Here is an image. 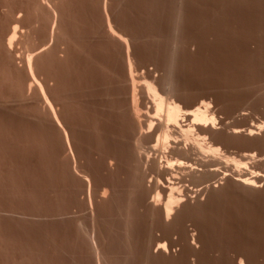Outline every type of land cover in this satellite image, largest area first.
<instances>
[{
	"label": "rangeland",
	"instance_id": "374dc122",
	"mask_svg": "<svg viewBox=\"0 0 264 264\" xmlns=\"http://www.w3.org/2000/svg\"><path fill=\"white\" fill-rule=\"evenodd\" d=\"M75 1H72L71 4L64 7L65 17L64 18L62 17V23L64 22L63 23L64 25L62 24L64 30H66L67 28L68 30L67 33L71 31L70 35L72 37L73 36L76 37L74 41L73 40L71 41L72 44L69 43L68 46H66L67 48L69 47L68 49L70 51L66 53H62L65 59L69 53L71 56L69 55L68 56L69 58H67V60L64 61L65 66L62 65L63 61L61 59L59 58L58 59L56 58V60L54 59L55 63L59 66H57L56 64L54 66L53 65L54 61H53L52 62L53 64L50 66L53 67L55 71L53 72L52 70L53 68L51 69L50 67L49 72H52L51 75L53 77V75H55L56 72L59 71L58 74L55 76L57 77L56 80L58 79L59 80L56 81L55 84L57 82L60 84L62 83L61 86H59L62 88L61 89L62 91H63V87L64 90L67 87L66 89L68 90L67 94L70 93L69 91L71 90L75 91V92L71 91V95H69V97H73V98H69V100H74L70 102L68 101L70 103L67 104L69 105V107H67V105L64 104V107L66 106L69 109L66 110V108L64 109L63 107V109L65 110L63 112V115L66 113L64 117L66 116V119H68L70 122H72V120L75 122L77 121L76 123L74 122V124L73 123L72 124L73 126L74 125L76 126V124L78 123L76 127L80 128V130L79 129L77 130V128H75L74 126L76 136L77 137L79 136L78 142L84 146V147L82 146V149L84 150L82 151L83 153L85 152L84 155L82 153L83 156L82 162L85 161L84 163L86 164V166L89 165L88 168H90V169L86 168L85 164L83 163L84 169L90 170V172L92 171L93 175L95 173L97 174L99 171L101 172L99 173V175L96 174H95L96 176L94 175L95 176L94 180L96 181V183L93 184L94 186L92 185V189H91V192L93 193V197H94V193L96 191V188L94 187L98 184L100 185V182L103 183V179L101 178V175L102 173L106 172L104 171L106 169L105 166L106 164H104L103 161L110 155L113 157V155L116 154L115 157H118V161H114V165H115L114 168L116 169V171L109 174L110 177L109 180L110 182H112L113 180L112 183L113 184L115 183V185H122L124 183L123 182L124 181L123 178H125L124 162L128 150L125 152V150L127 149L126 143H124L125 141L121 142L120 137H122V135L127 134L129 132L128 129L130 130L129 127L130 124L127 121L128 119H123L126 117L125 113L123 112L124 110L122 111V114H124L123 117L122 114L120 113L122 109L120 110L118 109L120 103L123 102L121 106L124 105L125 103L124 100L125 95L123 94V99L121 96L122 93L126 92V89H123L126 88L124 87L125 86L124 83L123 85L121 83L120 84L118 83L120 81L122 82L123 77L121 76H123V74L126 73V70L124 69L125 68L124 58H123L124 54L123 52H121L122 50H120L119 46L114 47L113 51H110L111 49L109 50L108 48L113 47L112 46L113 44L110 45L111 43L107 42V46H104L103 44H106V40H104V38L102 39L101 37L98 38L92 37V36H98L96 35V32L98 31L97 29L101 21V20L99 21V17L101 18L100 11H99L100 15L97 12L99 10V7H97L98 5L96 4L97 2L95 0H93V2L92 0L90 1L75 0ZM10 2H8L7 0H0V8H1L0 33L5 32V34H7V32L9 31L8 29L14 25L13 22L15 21L13 18L16 19L18 16L23 17V14L25 16V20L26 19L27 20L25 22H22L20 26H22V24L25 23L24 24L25 26L23 25L22 27L25 28L27 27L28 29L30 22L33 24L35 20L32 19V16L34 15L29 12L31 11L30 1L13 0ZM7 3L8 5L10 3L9 6L12 8V10H14L15 16L13 18H11L12 15H10L6 11ZM92 4L94 5V7ZM180 4L182 5L181 7H179ZM112 5L114 6L116 5L115 7L113 6V8L115 9L113 12L114 14L113 19L116 22L115 23L116 26L118 27L120 26L119 27L120 30L125 32V34H127L131 39L132 54L137 62V70H138L137 72H139V75L141 74L140 76L142 78H146V79L148 78L149 81L151 80L152 82H154L156 85H158V88H160L162 91L164 90L163 91L164 93L166 92L167 94L170 93L172 97L180 101L183 106H188V105L190 106L192 105V103L195 104L202 100L211 102L212 112L217 117L218 119L217 122L219 124V125L217 124L218 127L216 126L215 129L216 132L214 131L215 134L213 135V137L212 135L210 136L211 141L215 142L217 146H220L224 154L230 156L231 158L235 157L237 159L243 160L248 164V168L244 171L245 177L247 179H252L253 177L252 172H258L260 174H264V130L262 131L258 130L260 123L261 124L264 123V0H181V1L180 0H113ZM4 6L6 7V9ZM177 7L180 9L181 13L180 15H176L177 17L175 19H177L178 21L176 22L175 20V23H177L176 26L174 24V17H175L174 14L178 12L176 10L178 9ZM4 9L5 11H3ZM174 9L176 10V12ZM25 11H28L27 12L28 15ZM73 11H75V13ZM90 11L93 12L91 13ZM4 12H7L8 14L6 13L5 15ZM19 12L21 13L18 14ZM25 13L27 16L25 15ZM65 13H67V15H65ZM69 13L72 14V16ZM8 15H10L9 19H8ZM73 17L76 18L74 19ZM81 17L83 19H81ZM33 18H35V16ZM11 19L13 20L12 22ZM82 20L85 21V22L83 21V24H82ZM9 24L12 25H10V27L7 28ZM26 24L29 25L27 26ZM173 24L175 25L174 27H172ZM92 27H94L93 29L95 30H93ZM175 29L178 30V31L176 30L177 31L176 36H174L175 33L172 34L175 31ZM94 31H96L95 34H92ZM87 34H90L91 35L90 37L93 40H91ZM82 35H84L85 37ZM172 35L174 37H172ZM172 38L175 39L176 45L173 44L174 39ZM101 39L104 42H102ZM90 43L91 44L95 43V45L93 44L91 45ZM74 45L75 47L79 45V47L75 48ZM115 45L117 44H114V46ZM171 47H173V49ZM22 48L24 49V47ZM22 48L18 49L20 50L19 52L25 53L26 51L24 52ZM92 48L95 50H93ZM96 48L98 49L96 50ZM85 49L87 51H85ZM76 50L78 51V53L76 52ZM98 50H99V54H97ZM83 52H85L84 53L85 55L88 53L89 54L85 56ZM171 52H174V54ZM74 56L76 58H74ZM170 56L171 59H173V73H174L173 88L175 89L174 92L173 91L169 92V90L167 91L166 87L165 86L163 87L161 85L163 84L161 80H163L162 77H164L165 75L167 63H169L171 60V59L169 60ZM58 60H61L62 64L56 62ZM68 62L69 64L71 62L70 65H72L74 68L72 66H69V64H67ZM97 62H99V64H97ZM66 66H68L67 69ZM60 67L61 68L64 67L62 68L64 69V71L59 69ZM69 67L71 70H68ZM106 68L108 71L106 70ZM66 70H68L69 72H66ZM61 72H63V74ZM109 72L113 73L112 74L113 76ZM114 72H116L115 75ZM144 73L145 75H143ZM146 74H148V76ZM2 75H4L5 77L2 78ZM58 75H60L59 78ZM115 76L118 78H116ZM6 77L9 78V73L0 74V97H8L9 95H10L9 97L15 96L18 93V91H16L17 89L14 90L15 89L14 85L11 84L12 81L10 82V78L7 80ZM119 77H120V81H119ZM1 79H3L4 81ZM54 79L55 78H53V82L55 81ZM61 80L64 81L61 82ZM69 82H71L72 86L71 84L69 85ZM51 85L56 86L57 84L54 85L51 82ZM109 85L111 86V88ZM56 87H58V85ZM113 87L114 88L116 87V89H114ZM82 88L84 89L82 90ZM57 90H58L57 92L59 91L60 93L62 92L60 88H58ZM66 90L63 92L65 93ZM119 91L121 94L119 93ZM116 92H118L121 95V96L119 95L121 97V100L118 96V93ZM83 95L85 96V98H88L89 101L88 99H85ZM142 97L143 99L145 97L141 96V103L144 108L143 111H145L146 113L148 111L147 107L149 105L148 103L149 101H147L146 99L144 101ZM83 99H85L86 103L83 101ZM193 99L195 100L193 101ZM115 100L117 101L120 100V103L116 102ZM109 101H111V103ZM71 102L74 106L71 104ZM146 102L147 104H145L144 106V103ZM115 104L117 106H115ZM114 106L118 108L116 109ZM149 106L150 107L148 108H151V104ZM93 107L96 110H94ZM145 108L147 109V111ZM69 110L70 113L73 112L72 115H69L70 114ZM117 110H119L120 112H118ZM113 112L115 115L113 114ZM75 116L77 118H74ZM20 117L21 116L16 115L14 111L0 108V144H1L0 145L1 148L0 149L1 150L0 151V195H1L0 209L7 211L9 210L18 211L19 209L21 210V212H26L29 214L37 213V215L40 214V212L41 214H44V212L46 213L49 212L51 214H54L57 211H61V212L64 211V212H68V215L63 221H59L55 223L50 222L48 224L44 222L29 223V222H24L22 220L19 221L16 220L15 222L12 219L10 220L5 218L2 219V217H0L1 220L0 243H2L0 246V264H9V263L13 264L14 262H16L14 264H17L19 261H20L19 264H21V261H23L24 264H41V263L42 264H47V263L48 264L49 263L50 264L52 263L53 264H83V263L92 264L91 263L92 260H90V255L88 254L89 253L87 249L88 245L87 243H85L87 246L84 244V242H86L84 240L85 238L83 239L82 236L78 235L75 225L76 220H81L86 225V227L89 224L90 209L88 210L87 207H83L85 206L83 204V199L84 201L88 199L86 198L88 196L86 194L89 193L88 192L89 187L88 185H85L83 187V191L85 192L87 191L86 193L82 192V190L81 191L77 190L76 192V189H79V187L80 189H82L81 188L82 186L80 184H79L80 186L78 185V183L80 182L76 183L77 180H75L74 183V180L70 178V176H68V173L65 172L67 174L66 175L64 171H62V169H60L57 166V162L55 161V159L53 160L52 157L54 156L51 155L52 151L49 152L51 146L49 143H48L49 146L46 143L47 141L49 142V140L46 139L47 135L45 136V134L47 133H43L44 134L43 136H45V139L47 140L44 141V137L39 135L41 134L42 129H40L39 131L37 130V132L36 130H34V129H38L37 127L39 125L37 126L36 124L35 126L33 124L34 122L31 119H29L28 120L29 122L31 121L33 122L32 124L30 123L31 124L30 125L29 122H27L28 118H24V117L21 118L23 119L21 122ZM79 118L80 120L78 121ZM91 119L94 121H91ZM108 119L111 120V123H109L110 120ZM82 120L84 123L82 122ZM123 122L126 123L124 126H123L124 124ZM105 124L108 126H106ZM85 125H89V126H85ZM91 125L92 128L96 126L94 129L95 130L97 129L96 131L98 133L93 134V129H91ZM82 127L83 128L86 127L87 130L86 128H84L83 131H81ZM250 129L254 130L255 132L253 136L248 135L247 130ZM125 130L128 132L126 133ZM44 131L45 130L43 129V132ZM89 131H91L93 135L92 134L90 135ZM234 131H239L240 133L235 134ZM80 132H82L83 134ZM111 134L117 140L115 139L113 140V138L111 139L112 137L110 136ZM86 135L88 136V138ZM104 135H106L107 137ZM115 135L117 136V138ZM85 136H86V140H85ZM105 138H106V142L104 141ZM81 139L82 142H80ZM87 140L89 141L86 142ZM1 141L3 142V144ZM103 141L107 144L105 145ZM119 142L122 143V145L118 144ZM108 144L110 145L112 144V145L110 146ZM124 144L125 146H123ZM85 146H87V148ZM89 149L92 150V153L91 151H89ZM96 150L97 152L100 151L99 152L100 154H98ZM249 153L250 155H255L254 156L255 159L244 160L245 158L244 155L246 154L249 155ZM107 154H109V156ZM84 158L86 159L84 160ZM230 164L231 163H229V165ZM121 165L122 167H120ZM229 165L227 166L226 164L225 165L223 164V165H219L218 167H215L214 169H221L220 173L217 174L216 177H214L215 179H212L206 185H202V186L200 185L198 187V186L190 185L189 182H185L186 185L188 186V187L186 186V188L188 189V192L186 191V194L188 193L186 203L188 202L189 203L185 204L186 208L184 207V210L186 213L187 207L189 205L192 214H189L191 213L190 211H188L189 213L187 212L188 214L186 213L187 216L189 217L191 216V218L188 219V217L186 216L185 218H187L189 222L188 221L183 222L184 225L181 223V225L179 224V226L176 227V229L175 228H170L171 230L168 229L170 232H168L167 229H166L167 231L164 229L158 232L162 228H158V229L155 228V231L158 230L155 233V231H151V229L154 230L155 224L152 223L153 224L152 225L150 223L149 220L150 216L148 218L147 214L149 213L147 212V209L137 211V214H135V218H134L135 219L134 235L136 234L134 237L137 236V238H133L135 239V241L132 239L134 243L131 242L132 243L131 247H133L131 249L134 250L133 251L134 254L133 256L132 254L129 255V257L131 256V258L134 259L133 260L128 259L127 260L128 264H138L140 262L143 263V260L147 261V259H148L147 264L148 263L150 264H237L239 262V259L241 258H244L246 264H264V180L258 183V188L255 189L243 188L238 183L239 178L233 174L234 166L232 164L230 166ZM231 167L232 170H230ZM104 174H108V173H104ZM226 174L227 175L231 174V175H229L227 179L222 180V178ZM121 182L123 183L121 184ZM72 183L77 187H75ZM189 185L190 187L193 188H190ZM63 187L64 190L62 189ZM24 189L25 191H23ZM66 190L68 191L69 194L67 193ZM71 190L73 192L75 190V193L73 194ZM206 190L209 191L207 192ZM61 192H63L64 194ZM81 192L83 193L82 197H80L82 194ZM60 195H62L63 197ZM11 197L12 199H10ZM79 197L81 198L80 200L78 199ZM76 199H78L81 202H79L78 200L76 202ZM11 204L13 205L11 206ZM27 205L30 207L28 208ZM44 205L45 206L50 205L51 207L50 206L45 207ZM62 206L64 207L62 208ZM52 207L55 209H51ZM38 208L40 212H38ZM145 211L147 213L146 215H143ZM140 212H144V213H142L141 215ZM138 213L140 214L138 215ZM147 219L149 220V222ZM183 221H185V219ZM21 224L23 226H21ZM149 224H151V226H149ZM138 225L141 226L139 227ZM27 229H29V231ZM148 230H150V232ZM39 234L42 237H40ZM192 235H195V241L192 240ZM112 236L110 237V240H112L113 243L116 242L115 245L117 244L116 246L112 247V248L116 247L115 249H113V251L118 248L116 252L119 250L121 251L120 253L123 252L122 254L124 256L126 254H129L128 253L129 245L125 244L124 243L125 241L122 240L124 239L123 232L116 231L114 234H112ZM45 237H47L48 239ZM120 237H122V239H120ZM116 238L119 239V241L115 240ZM147 238H149V240ZM46 239L48 242H45ZM37 241L39 243H37ZM159 242L162 243L166 242L167 245L169 246L170 252L164 255L162 254V256L153 255L156 253V250L158 248L157 245ZM52 243L55 244L53 245ZM113 243L112 245H114ZM147 245L148 247H150V249H152L151 252L154 258H150L146 255V252L144 253L145 249L148 248ZM29 246L30 247L33 246V247L30 248ZM83 247L85 251L82 250ZM38 248H41V250L40 249L37 250ZM28 252L31 255L28 254ZM8 255L9 258L7 257ZM50 255H52V257H49ZM82 255L84 256L82 257ZM85 255H87L88 257ZM144 256L146 257V259H144L145 258ZM55 257L56 259H54ZM36 260L39 261L37 262ZM44 260H46V262ZM49 260L53 262H50ZM132 261L134 262L131 263Z\"/></svg>",
	"mask_w": 264,
	"mask_h": 264
},
{
	"label": "bare ground",
	"instance_id": "6f19581e",
	"mask_svg": "<svg viewBox=\"0 0 264 264\" xmlns=\"http://www.w3.org/2000/svg\"><path fill=\"white\" fill-rule=\"evenodd\" d=\"M8 2L13 1V0H7ZM30 1L31 3V8L29 11L30 13H32L35 18H33L34 16H32V19L34 20V23L32 24L30 22V25L27 29V27H22L24 24H22V26H20V24L22 22H25V16L23 14V17L20 16H16L17 18H13L15 16L14 14V10H12V8L6 4L7 7V12L12 15L11 18L14 19L15 22L13 26L10 27L9 26L7 28H9L7 34L4 33H0V74H6L9 73V78H10V82L12 81L11 84L14 85V90L18 91V93L15 96L12 97H0V108L5 109V110H11L14 111V113H16V115L21 116L20 120L22 122L23 119L21 118H28L27 122H29L28 120L31 119L29 122V124L33 123L35 126L37 124V128L38 129H34L39 131L40 129H42L40 132L41 134H39L40 136L44 137V141H47L46 139L49 140V142L47 141V145L48 143L50 144V151L51 155H53L54 157L53 160L55 159V161L57 162V166L62 169V171L67 172L68 176H70V178H72L74 180H77L76 183H78V185L80 184L82 187V189H80V185L78 186L79 189H76L78 191L85 192L83 191V187L85 185H88L89 189H88V195L86 198H88L87 200L84 201L83 199V207H87L88 210L90 211V215H89V224L86 225L81 221V220H76L75 218V225H76V229H77V233L79 236H82L83 239L86 241L84 242L87 243L88 245V251H89V255H90V260H92V264H128V259H132L131 256L129 257V255L134 254V250L131 249L133 247H131V244L134 243L132 241L133 238H137L134 237V233H135V214H137V211H141L143 209H147V212L149 214H147L150 223L155 224L154 226V230L151 229V231H155V228H162L161 230H157L158 232L162 231V230H171L170 228H175L179 226V224L181 225V223L183 224V222H186L189 220H187V218H185L187 216V214L189 213L188 211H190V206L188 205L186 213L184 210L185 204L187 202V194L186 191L188 192V189L186 188V183L185 182H189L190 185L192 186H202V185H206L208 184V182H210L212 179H215L214 177L217 176V174L220 173L221 169H214L215 167H218L219 165H229V163H231L234 167V172L233 174L239 178L238 183L241 187L243 188H247V189H255L258 188V183H260V181L262 182L264 180V174H260L258 172H252V179H247L245 177V173L244 171L248 168V164L240 159L237 158H231L230 156L224 154L223 150L220 148V146H217V144L213 141H211L210 136L215 134L214 131L216 132V126L218 124L217 122V117L215 116V114L212 112V104L211 102H208L206 100H202L200 102H197L195 104L192 103V105H188V106H183L182 103L180 101H178L176 98L172 97V95L170 93L167 94L164 93L160 88H158V85H156L154 82H152L151 80L149 81V79L147 78H142L139 75V72H137V62L135 60V57L132 54V43H131V39L129 38V36L127 34H125V32L120 30V26H116V22L113 19V12H114V8L112 5V1L113 0H95L97 3V7H99V10L97 11L99 14H101V18L99 17V21H100V25L98 26V31H94L92 34H95L98 36H92L95 38L101 37L102 39L104 38V40H106V44H103L104 46H107V42L111 43L110 45H112L113 47L108 48L110 51H113V48L116 46L120 47V50H122L121 52H123L124 54V65H125V70L126 73L123 74L122 78V82L120 81V77H119V83L118 84H122L124 83V87L123 89H126V92L122 93V96L120 95V91L118 93V96L120 95L123 99V94L125 95L124 100L125 103L124 105L121 106L120 100L121 97L119 96L120 100L116 102L120 103L119 108L115 107L117 106L115 104V108L117 109H122L121 112L119 110H117L118 112H120L122 114V111L125 113L126 117L123 119H128L127 121L130 124V130L128 129V131H126L127 134L122 135L121 138V142L125 141L124 143H126V147L127 149H123L125 150V152L127 151L128 155L126 154V159H125V178H123V182H121L122 185H115V183L113 184V180L112 182H110L109 180V174L113 173L114 171H116V169L114 168V161H118V157H115L116 154L113 155V157L109 154H107L109 157H107L106 159H104V164H106V169L104 171V173H108V174H104L102 173L101 178L103 179V183L100 182V185L102 183V185L100 186L98 183V185H96L94 188H96V191L94 193V197H93V193L91 192L92 189V185L94 183H96L95 176L99 175V173H101L100 171L94 176L92 171L90 172V170H86L84 169V162L83 161V149L82 146L78 141V137L76 136V132H75V128H77V124L74 128L73 124L75 121L72 120V122H70L68 119H66V116L64 117L63 112L65 111L64 109L66 108V110H68L69 102L70 101H74V100H69V98H73V97H69V95H71V91L73 92L74 90H70V93L67 94V87H66V92L64 93V87H63V91L61 90L62 88L59 87L61 86L60 83H56L58 85V87H56L57 85L55 84L56 78L55 77L58 72H56L55 75H51L52 72L50 71V65L55 66V61L56 58L61 59L63 61V64L61 62V60H58L56 62L61 63L63 66L64 65V61L67 60V58H69L68 56L70 55V53L66 56V59L64 57V55L62 53H66L69 52L70 50L66 47L68 46L69 43L72 44V40L74 41V39L76 37H72L71 31L68 32L67 28L66 30H64L63 27V23H62V17L64 18V7L71 4L72 1L75 0H27ZM90 1V0H89ZM181 1V0H180ZM3 2V1H2ZM76 2V1H75ZM79 2V1H78ZM93 2V0H92ZM176 2V1H175ZM14 3V2H13ZM12 3V4H13ZM27 3V2H26ZM182 3V2H181ZM15 4V3H14ZM95 4V7H96ZM121 4V3H120ZM93 5V4H92ZM118 5V4H117ZM27 6V5H26ZM24 6V7H26ZM72 6V5H70ZM76 6V5H75ZM116 6V5H115ZM114 6V7H115ZM178 6V5H176ZM175 6V7H176ZM182 5L180 4L179 7H181ZM5 7V6H4ZM5 7V9H6ZM94 7V5H93ZM3 8V7H2ZM67 8V7H66ZM73 8V7H72ZM178 8V7H177ZM1 9V8H0ZM5 9L3 11H5ZM29 9V8H27ZM26 9V10H27ZM70 9V8H69ZM176 9V8H175ZM174 9V10H175ZM24 10V9H23ZM72 10V9H71ZM75 10V9H74ZM78 10V9H77ZM95 10V9H94ZM178 12L175 13V17H174V24L177 26L176 22L177 19H175L177 16L176 15H180L181 11L180 9H176ZM175 10V12H176ZM2 11V10H1ZM22 11V10H21ZM184 11V10H182ZM7 12H4L5 15ZM26 13L28 11H25ZM69 12V11H68ZM75 13V11H73ZM91 13L93 11H90ZM96 12V13H97ZM3 13V14H4ZM7 13V14H8ZM17 13V12H16ZM21 12H19L18 14H20ZM25 13V15H26ZM71 13V12H70ZM69 13V14H70ZM183 13V12H182ZM21 14V15H22ZM31 14V15H32ZM68 14V15H69ZM89 14V13H88ZM97 14V15H98ZM99 14V15H100ZM10 15H8V19L10 17ZM28 15V13H27ZM26 15V16H27ZM65 15H67V13H65ZM72 16V14H70ZM76 15V14H75ZM78 15V14H77ZM80 15V14H79ZM90 15V14H89ZM92 15V14H91ZM184 15V14H183ZM70 16V18H71ZM30 17V16H29ZM68 17V16H67ZM66 17V18H67ZM79 17V16H78ZM182 17V16H181ZM74 18V17H73ZM76 18V17H75ZM74 18V19H75ZM90 18V17H89ZM24 19V20H23ZM78 19V18H77ZM81 19H83L81 17ZM88 19V18H87ZM91 19V18H90ZM98 19V18H97ZM32 20V21H33ZM65 20V19H64ZM73 20V19H72ZM80 20V19H79ZM86 20V19H85ZM5 21V20H4ZM13 20L11 19V22ZM30 21V20H28ZM27 21V22H28ZM67 21V20H66ZM71 21V19H70ZM69 21V22H70ZM77 21V20H76ZM75 21V23H76ZM82 20V24H83ZM91 21V20H90ZM89 21V23H90ZM181 21V19H180ZM179 21V23H180ZM7 22V21H6ZM10 22V23H11ZM85 22V21H84ZM92 22V21H91ZM94 22V21H93ZM96 22V21H95ZM2 23V22H1ZM98 23V22H97ZM63 24V25H62ZM79 24V22H78ZM173 24L172 27H174L175 25ZM5 25V24H4ZM27 25V24H26ZM27 25V26H28ZM68 25V22H67ZM85 25V24H84ZM88 25V24H87ZM91 25V24H90ZM25 26V25H24ZM77 26V25H76ZM96 26V28H97ZM5 27V26H4ZM179 27V25H178ZM23 28V29H21ZM81 28V27H80ZM94 27H92L93 29ZM26 29V30H25ZM71 29V28H70ZM69 29V30H70ZM79 29V28H78ZM179 29V28H178ZM6 30V29H5ZM4 30V31H5ZM22 30V31H21ZM82 30V29H81ZM95 30V29H93ZM172 30V29H171ZM177 29H175L176 31ZM2 31V30H1ZM91 31V30H90ZM173 32L172 34L175 33L174 36H176L177 31ZM75 32V31H73ZM76 34V33H75ZM91 34V33H90ZM90 34H87L89 37L91 36ZM85 35V34H84ZM82 35V36H84ZM86 36V37H88ZM172 35V37H174ZM85 37V36H84ZM131 37V36H130ZM79 38V37H78ZM180 38V37H179ZM91 39V37H90ZM101 39V40H102ZM174 39V38H172ZM47 40V41H46ZM80 40V39H79ZM93 40V39H91ZM179 40V39H178ZM88 41V40H87ZM96 41V39H95ZM91 42V41H90ZM102 42H104L102 40ZM172 42V41H171ZM79 43V41H78ZM87 43V42H86ZM97 43V42H96ZM74 44V43H73ZM83 44V43H82ZM89 44V43H88ZM91 44V43H90ZM93 44V43H92ZM91 44V45H92ZM114 44H117L114 46ZM175 44V39H174V43ZM178 44V43H177ZM76 45V44H75ZM74 45V47H75ZM80 45V44H79ZM76 46L75 48L79 47ZM95 45V43L93 44ZM176 45V44H175ZM21 46V47H18ZM73 46V45H72ZM83 46V45H82ZM81 46V47H82ZM89 46V45H88ZM178 46V45H177ZM18 47V48H17ZM24 47V49L22 48ZM86 47V46H85ZM92 47V46H91ZM98 47V45H97ZM102 47V45H101ZM19 48H22V50H24L25 53L23 52H19L20 50H18ZM83 48V47H82ZM105 48V47H104ZM103 48V49H104ZM173 49V47H171ZM175 48V47H174ZM74 49V48H73ZM93 49V48H92ZM91 49V50H92ZM98 48H96L97 50ZM107 49V50H108ZM116 49V48H115ZM171 49V50H172ZM72 50V49H71ZM75 50V49H74ZM73 50V51H74ZM83 50V49H81ZM95 50V49H93ZM85 51H87L85 49ZM76 52L78 53V51L76 50ZM115 52V51H114ZM20 53V54H19ZM23 53V55H22ZM73 53V52H72ZM85 52H83L84 54ZM96 53V52H95ZM108 53V52H107ZM174 54V52H171ZM62 54V55H61ZM80 54V53H79ZM89 54V53H88ZM86 54V55H88ZM99 54V50L98 53ZM121 54V53H120ZM22 55V56H21ZM85 55V54H84ZM85 55V56H86ZM112 55V54H111ZM171 55V54H170ZM71 56V55H70ZM73 56V55H72ZM90 56V55H89ZM88 56V57H89ZM113 56V55H112ZM121 56V55H120ZM172 56V55H171ZM171 56L169 57V60L171 59ZM81 57V55H80ZM79 57V58H80ZM91 57V56H90ZM114 57V56H113ZM112 57V58H113ZM74 58H76L74 56ZM84 58V57H83ZM92 58V57H91ZM115 58V57H114ZM73 59V58H72ZM71 59V60H72ZM87 59V58H86ZM176 59V57H175ZM69 60V59H68ZM74 60V59H73ZM113 60V59H112ZM111 60V62H112ZM123 60V59H122ZM54 61V62H53ZM87 61V60H85ZM90 61V59H89ZM98 61V60H97ZM116 61V60H115ZM138 61V60H137ZM53 62V63H52ZM84 62V61H82ZM100 62V61H99ZM99 62H97V64H99ZM110 62V63H111ZM114 62V61H113ZM168 62V61H167ZM166 62V63H167ZM74 63V62H73ZM96 63V60H95ZM94 63V64H95ZM60 64V66H61ZM69 64V62L67 63ZM71 64V62H70ZM69 66H72L70 65ZM75 64V63H74ZM89 64V63H88ZM93 64V63H92ZM91 64V65H92ZM140 64V63H139ZM57 65V64H56ZM96 65V64H95ZM121 65V64H120ZM59 66V65H57ZM94 66V65H93ZM68 66H66L67 69ZM73 67V66H72ZM113 67V65H112ZM53 67H51L52 69ZM58 68V67H57ZM64 68V67H62ZM61 67L59 69L63 70ZM74 68V67H73ZM109 68V67H108ZM111 68V67H110ZM115 68V67H114ZM113 68V69H114ZM141 68V67H140ZM165 68V67H164ZM82 69V68H81ZM117 69V68H116ZM123 69V68H122ZM139 69V68H138ZM53 72L55 71L54 68L52 69ZM51 70V71H52ZM68 70H71L70 67L68 68ZM68 70H66V72H69ZM107 70V68H106ZM118 70V69H117ZM120 70V69H119ZM79 71V70H78ZM108 71V70H107ZM114 71V70H113ZM165 75L164 77H162L163 80H161L163 82V84H161L163 87H166V90L169 92L173 91L174 92V88H173V59L170 60L169 63H167V67L165 70ZM65 72V73H66ZM77 72V71H76ZM117 72V71H116ZM114 72V75L115 73ZM63 74V72H61ZM75 73V72H74ZM111 73V72H109ZM118 73V72H117ZM123 73V72H122ZM138 73V74H137ZM15 74V76H14ZM70 74V73H69ZM68 74V75H69ZM79 74V73H78ZM113 73H111L112 75ZM119 74V73H118ZM8 75V74H7ZM6 75V76H7ZM72 75V74H71ZM139 75V77H138ZM145 75V73L143 74ZM142 75V76H143ZM148 76V74H146ZM60 75H58L59 78ZM70 76V75H69ZM113 76V75H112ZM118 76V75H116ZM115 76V77H116ZM146 76V77H147ZM5 77L4 75H2V78ZM74 77V76H73ZM141 77V78H140ZM144 77V76H143ZM7 78V77H6ZM7 78V80L9 79ZM53 78H55L54 82H53ZM63 78V76H62ZM70 78V77H69ZM75 78V77H74ZM118 78V77H116ZM67 79V78H66ZM73 79V78H72ZM3 80V79H1ZM6 80V79H5ZM71 80V79H70ZM114 80V79H113ZM141 80V81H139ZM4 81V80H3ZM2 81V82H3ZM64 80H61V82H63ZM143 81V83H142ZM155 81V80H154ZM9 82V83H10ZM52 84L56 85V86H52ZM73 82V81H71ZM71 82H69V85L71 84ZM8 83V82H7ZM66 83V82H65ZM63 83V84H65ZM114 83V82H113ZM60 84V85H59ZM110 84V83H109ZM112 84V83H111ZM77 85V84H76ZM7 86V85H6ZM12 86V85H11ZM72 86V84H71ZM110 86V85H109ZM108 86V87H109ZM117 86V85H115ZM10 87V86H9ZM75 87V86H74ZM78 87V86H77ZM80 87V86H79ZM122 87V86H121ZM162 87V88H163ZM175 87V85H174ZM6 88V87H4ZM58 88H60V90L62 91L60 93L57 92ZM89 88V87H88ZM111 88V86H110ZM114 88V87H113ZM77 89V88H76ZM84 88H82L83 90ZM116 89V87L114 88ZM122 89V90H123ZM12 90V89H11ZM113 90V89H112ZM119 90V89H118ZM85 91V90H84ZM109 91V90H108ZM75 92V91H74ZM83 92V91H82ZM81 92V93H82ZM88 92V90H87ZM90 92V91H89ZM99 92V91H98ZM115 92V91H114ZM171 92V93H173ZM12 93V92H11ZM15 93V92H14ZM13 93V94H14ZM77 93V91H76ZM93 93V92H92ZM115 93V94H116ZM74 94V93H73ZM83 94V93H82ZM109 94V93H108ZM79 95V94H78ZM77 95V96H78ZM90 95V94H89ZM88 95V96H89ZM102 95V94H101ZM105 95V94H104ZM114 95V94H113ZM117 95V94H116ZM74 96V95H72ZM76 96V97H77ZM82 96V95H81ZM84 96V95H83ZM87 96V94H86ZM106 96V95H105ZM109 96V95H108ZM141 96H144L145 98L142 99L145 101V99L147 101H149V105L151 104V108L148 105L147 109H146V113L145 111H143V106L141 103ZM175 96V95H174ZM102 97V96H101ZM117 97V96H116ZM114 97V98H116ZM85 98V96H84ZM98 98V97H97ZM113 98V97H112ZM88 99V98H85ZM85 99H83V101L85 102ZM92 99V98H91ZM108 99V98H107ZM77 100V99H76ZM80 100V99H79ZM100 100V99H99ZM111 100V99H110ZM123 100V101H124ZM195 99H193L194 101ZM69 101V102H68ZM89 101V99H88ZM87 101V102H88ZM77 102V101H76ZM98 102V101H97ZM111 103V101H109ZM143 102V101H142ZM86 103V102H85ZM99 103V102H98ZM108 103V102H107ZM191 103V102H190ZM64 104L67 105V107H64ZM72 104V102H71ZM81 104V103H79ZM95 104V103H94ZM97 104V103H96ZM114 104V103H112ZM146 103H144L145 106ZM73 105V104H72ZM71 105V107H72ZM77 105V104H76ZM75 105V106H76ZM74 106V105H73ZM86 106V105H85ZM95 106V105H94ZM100 106V104H99ZM102 106V104H101ZM111 106V105H110ZM64 107V109H63ZM80 107V106H79ZM84 107V106H83ZM97 107V106H96ZM94 108V107H93ZM107 108V107H106ZM114 108V109H115ZM81 109V108H79ZM103 109V108H102ZM85 110V109H84ZM91 110V109H90ZM94 110H96L94 108ZM111 110V109H110ZM77 111V110H76ZM75 111V114H76ZM83 111V110H82ZM105 111V110H104ZM113 111V110H112ZM115 111V110H114ZM93 112V111H91ZM144 112V113H143ZM68 113V111H67ZM70 113V110H69ZM73 113V112H72ZM72 113H70L69 115H72ZM78 113V112H77ZM80 113V112H79ZM88 113V111H87ZM104 113V112H103ZM95 114V113H94ZM102 114V112H101ZM114 114V112H113ZM99 115V114H98ZM115 115V114H114ZM113 115V116H114ZM124 114H122L123 116ZM92 116V115H91ZM101 116V115H100ZM110 116V115H109ZM108 116V117H109ZM73 117V116H72ZM88 117V116H86ZM90 117V116H89ZM117 117V116H116ZM124 117V116H123ZM69 118V117H68ZM74 118H77L76 116ZM81 118V117H80ZM80 118L78 119V121L80 120ZM85 118V117H84ZM103 118V117H102ZM17 119V118H16ZM70 119V118H69ZM72 119V118H71ZM87 119V118H86ZM94 119V117H93ZM117 119V118H116ZM120 119V118H118ZM76 120V119H75ZM90 120V119H89ZM96 120V119H95ZM107 120V119H106ZM110 120V119H108ZM86 121V120H85ZM91 121H94L91 119ZM20 122V123H21ZM26 122V123H27ZM77 122V121H76ZM75 122V123H76ZM83 122V120H82ZM98 122V121H97ZM96 122V123H97ZM24 123V122H23ZM73 123V124H72ZM80 123V122H79ZM84 123V122H83ZM87 123V122H86ZM85 123V124H86ZM94 123V122H93ZM92 123V124H93ZM111 123V120L110 122ZM114 123V122H113ZM116 123V122H115ZM124 123V122H123ZM30 124V125H31ZM99 124V123H98ZM126 123L123 124V126ZM81 125V124H79ZM78 125V126H79ZM84 125V124H83ZM106 125V124H105ZM112 125V124H111ZM116 125V124H115ZM114 125V126H115ZM219 125V124H218ZM10 126V125H9ZM23 126V125H22ZM26 126V125H25ZM34 126V127H35ZM85 126H89V125H85ZM103 126V125H101ZM108 126V125H106ZM105 126V127H106ZM122 126V125H121ZM24 127V126H23ZM28 127V126H27ZM31 127V126H30ZM29 127V128H30ZM96 127V126H95ZM94 127V128H95ZM98 127V126H97ZM104 127V129H105ZM112 127V126H111ZM110 127V128H111ZM120 127V126H119ZM118 127V130H119ZM126 127V126H125ZM124 127V128H125ZM218 127V126H217ZM86 128V127H84ZM83 127L81 128V131H83L84 129ZM94 128H92L91 125V129H93V134L94 133H98ZM108 128V127H107ZM115 128V127H114ZM117 128V126H116ZM7 129V128H5ZM43 129L45 130L43 132ZM80 130V128L78 127L77 130ZM16 130V129H15ZM24 130V129H23ZM33 130V131H34ZM87 130V128H86ZM89 130V129H88ZM116 130V129H115ZM258 130L262 131L264 130V123H260ZM32 131V130H31ZM105 131V130H104ZM110 131V130H109ZM121 131V130H120ZM124 131V130H123ZM248 131V135L253 136L255 134L254 130L250 129L247 130ZM22 132V131H21ZM87 132V131H86ZM85 132V133H86ZM90 135L92 134L91 131ZM88 132V133H89ZM100 132V130H99ZM117 132V131H116ZM18 133V131H17ZM43 133H47L45 134V136L47 135V138L45 139V136H43ZM82 133V132H80ZM105 133V132H104ZM111 133V132H110ZM109 133V134H110ZM113 133V132H112ZM118 133V132H117ZM235 134L240 133L239 131H234ZM242 133V132H241ZM8 134V133H7ZM15 134V133H14ZM20 134V133H19ZM83 134V133H82ZM87 134V133H86ZM92 134V135H93ZM115 134V133H114ZM11 135V134H10ZM24 135V134H23ZM26 135V134H25ZM78 135V133H77ZM88 135V134H87ZM86 135V136H87ZM102 135V134H100ZM108 135V134H107ZM2 136V135H1ZM28 136V135H27ZM37 136V135H36ZM83 136V135H82ZM86 136H85V140H86ZM106 136V135H104ZM112 136V134L110 135ZM116 136V135H115ZM219 136V135H217ZM32 137V136H31ZM41 137V138H42ZM90 137V136H89ZM94 137V136H92ZM98 137V136H97ZM102 137V136H100ZM107 137V136H106ZM40 138V139H41ZM88 138V136H87ZM113 138V140L115 139L114 136L111 137V139ZM117 138V136H116ZM31 139V138H30ZM80 139V138H79ZM93 139V138H92ZM119 139V138H118ZM19 140V139H18ZM17 140V141H18ZM23 140V139H22ZM26 140V138H25ZM91 140V139H90ZM96 140V139H95ZM108 140V139H107ZM117 140V139H115ZM217 140V139H216ZM21 141V139H20ZM30 141V140H29ZM84 141V140H83ZM89 140H87L86 142H88ZM104 141L106 142V138L104 139ZM103 141V142H104ZM2 142V141H1ZM23 142V141H22ZM37 142V141H35ZM82 142V139L81 141ZM84 142V143H86ZM98 142V141H97ZM96 142V143H97ZM104 142V143H105ZM111 142V140H110ZM16 143V142H15ZM26 143V142H25ZM42 143V142H41ZM92 143V142H91ZM94 143V141H93ZM101 143V142H100ZM102 143V144H104ZM113 143V142H112ZM116 143V142H115ZM3 144V142H2ZM30 144V143H29ZM88 144V143H86ZM99 144V143H98ZM107 143H105L106 145ZM121 144L122 143H118ZM1 145V144H0ZM13 145V144H12ZM23 145V144H22ZM32 145V144H31ZM37 145V144H36ZM39 145V144H38ZM91 145V144H90ZM88 145V146H90ZM97 145V144H96ZM110 145V144H108ZM112 145V144H111ZM110 145V146H111ZM116 145V144H115ZM151 145V146H150ZM49 146V145H48ZM95 146V145H94ZM98 146V145H97ZM125 146V144L123 145ZM34 147V146H33ZM84 147V146H83ZM87 148V146H85ZM101 147V145H100ZM119 147V146H117ZM29 148V147H28ZM111 148V147H110ZM1 149V148H0ZM23 149V148H22ZM42 149V148H41ZM105 149V148H103ZM83 150V151H82ZM95 150V149H94ZM93 150V151H94ZM98 150V149H97ZM96 150V152H97ZM112 150V149H111ZM121 150V149H120ZM1 151V150H0ZM36 151V150H35ZM41 151V150H40ZM89 151L92 150L89 149ZM104 151V150H102ZM100 151H98L97 153H99ZM121 152V151H120ZM85 153V152H84ZM83 153V155H84ZM50 155V156H51ZM104 156V155H103ZM255 155H249L246 154L244 155V160H250V159H255L254 157ZM105 157V156H104ZM103 158V157H102ZM86 158H84L85 160ZM89 159V158H88ZM43 160V159H42ZM82 162V163H81ZM93 162V161H92ZM84 163V164H83ZM116 164V163H115ZM119 164V163H118ZM230 164V165H231ZM13 165V164H12ZM96 165V164H95ZM229 165V166H230ZM86 166V164H85ZM89 165L86 166V168H88ZM104 166V167H105ZM49 167V166H48ZM91 167V166H90ZM122 167V165L120 166ZM96 168V167H95ZM100 168V167H99ZM97 168V169H99ZM220 168V167H219ZM52 169V168H51ZM90 169V168H88ZM226 169V167H225ZM54 170V169H53ZM93 170V169H92ZM102 170V169H101ZM232 170V167L231 169ZM96 171V170H95ZM94 171V172H95ZM228 171V170H227ZM48 172V171H47ZM52 172V171H51ZM55 172V171H54ZM229 172V171H228ZM231 172V173H232ZM230 173V172H229ZM53 174V173H52ZM66 174V173H65ZM104 174V175H103ZM225 174V173H224ZM67 175V174H66ZM231 175V174H229ZM229 175H225L222 180H225L229 177ZM251 175V176H252ZM53 177V176H52ZM62 177V176H61ZM60 177V178H61ZM124 177V176H123ZM46 178V177H45ZM99 178V177H98ZM97 178V180H98ZM150 178V179H149ZM220 178V177H219ZM237 178V179H238ZM112 179V177H111ZM150 181H149V180ZM13 180V179H12ZM52 180V179H51ZM72 180V181H73ZM148 180V181H147ZM62 182V181H61ZM2 183V182H1ZM57 183V182H56ZM55 183V184H56ZM61 184V183H60ZM73 184V183H72ZM62 185V184H61ZM74 185V184H73ZM77 185V184H76ZM189 185V187H190ZM54 186V185H53ZM58 186V185H56ZM70 186V184H69ZM75 186V185H74ZM94 186V185H93ZM77 187V186H75ZM74 187V188H75ZM188 187V186H187ZM46 188V187H45ZM193 188V187H190ZM40 189V188H39ZM64 190V187L62 188ZM70 189V188H69ZM203 189V188H202ZM4 190V189H3ZM47 190V189H46ZM53 190V189H52ZM198 190V189H197ZM18 191V190H17ZM16 191V192H17ZM25 191V189L23 190ZM67 191V190H66ZM72 191V190H71ZM207 191V190H206ZM209 191V190H208ZM207 191V192H208ZM19 192V191H18ZM44 192V191H43ZM81 192V193H82ZM87 192V191H86ZM85 192V193H86ZM63 193V192H61ZM66 193V192H65ZM68 193V191H67ZM71 193V192H70ZM72 193H75L72 191ZM71 193V194H72ZM195 193V192H194ZM211 193V191H210ZM14 194V193H13ZM25 194V193H24ZM64 194V193H63ZM69 194V193H68ZM205 194V193H204ZM26 195V194H25ZM83 193L81 194L80 197H82ZM1 196V195H0ZM21 196V195H20ZM27 196V195H26ZM33 196V195H32ZM62 196V195H60ZM65 196V195H64ZM7 197V196H6ZM18 197V196H17ZM48 197V196H47ZM63 197V196H62ZM78 198L79 200L81 198ZM16 198V197H15ZM36 198V197H35ZM33 198V199H35ZM68 198V197H67ZM2 199V197H1ZM12 199V197L10 198ZM60 199V198H59ZM76 199V202L77 200ZM210 199V198H208ZM5 200V199H4ZM3 200V201H4ZM20 200V199H19ZM23 200V199H22ZM40 200V199H38ZM75 200V199H73ZM78 200V201H79ZM10 201V200H9ZM12 201V200H11ZM24 201V200H23ZM28 201V200H27ZM35 201V200H34ZM59 201V200H58ZM201 201V200H200ZM15 202V201H14ZM52 202V200H51ZM61 202V200H60ZM81 202V201H79ZM23 203V202H22ZM34 203V202H33ZM2 204V203H1ZM63 204V203H62ZM196 204V203H195ZM13 204H11L12 206ZM20 205V204H19ZM25 205V204H24ZM30 205V203H29ZM34 205V204H33ZM64 205V204H63ZM193 205V204H192ZM17 206V205H16ZM45 206V205H44ZM47 206V205H46ZM45 206V207H46ZM50 206V205H48ZM47 206V207H48ZM195 206V205H194ZM14 207V206H13ZM18 207V206H17ZM27 207L29 208L30 206L27 205ZM34 207V206H33ZM51 207V206H50ZM64 206H62L63 208ZM102 207V208H101ZM2 208V207H1ZM7 208V206H6ZM186 208V207H185ZM189 208V210H188ZM204 208V207H203ZM202 208V209H203ZM46 209V208H45ZM51 209H55V208H51ZM102 209V210H101ZM196 209V208H195ZM194 209V210H195ZM23 210V209H22ZM62 210V209H61ZM192 210V209H191ZM197 210V209H196ZM35 211V210H34ZM53 211V210H52ZM36 212V211H35ZM38 212L39 208H38ZM145 211L144 212H140L141 215L142 213H144L143 215H146L147 213ZM191 212V211H190ZM203 212V211H202ZM87 213V212H86ZM138 213V215L140 214ZM189 214H192L189 213ZM68 215V212H61V211H57L54 214L51 213H46L44 212V214H29L26 212H21V210L18 209V211L16 210H3L0 209V217H2V219H12L16 222L19 220H22L24 222H29V223H35V222H44V223H55V222H59V221H63ZM83 215V214H82ZM137 215V216H138ZM136 216V217H137ZM205 216V215H204ZM85 217V216H84ZM188 219L191 218V216H187ZM194 217V216H193ZM147 218V217H146ZM196 218V217H195ZM70 219V218H69ZM138 219V218H137ZM185 219V221H183ZM193 219V218H192ZM8 220V221H9ZM148 220V219H147ZM148 220V222H149ZM195 220V219H194ZM198 220V219H197ZM1 221V220H0ZM12 222V221H11ZM139 222V221H137ZM144 222V221H143ZM22 223V222H20ZM146 223V222H145ZM9 224V223H8ZM11 224V223H10ZM117 226H116V225ZM151 224H149V226H151ZM152 224V225H153ZM194 224V223H193ZM64 225V224H63ZM69 225V224H68ZM105 225V226H104ZM184 225V224H183ZM186 225V223H185ZM17 226V225H16ZM21 226H23L21 224ZM70 226V225H69ZM139 226V225H138ZM141 226V225H140ZM139 226V227H140ZM15 227V226H14ZM30 227V226H29ZM28 227V228H29ZM40 227V226H39ZM63 227V226H62ZM61 227V228H62ZM68 227V226H67ZM105 227V228H104ZM138 227V228H139ZM184 227V226H183ZM12 228V227H11ZM25 228V227H24ZM31 228V227H30ZM29 228V229H30ZM151 228V227H150ZM149 228V229H150ZM153 228V227H152ZM195 228V227H194ZM7 229V228H6ZM10 229V228H9ZM26 229V228H25ZM29 229H27L29 231ZM174 229V230H175ZM12 230V229H11ZM21 230V229H20ZM19 230V231H20ZM58 230V229H57ZM67 230V229H66ZM166 230V231H167ZM168 230V232H170ZM173 230V231H174ZM186 230V229H184ZM46 231V230H45ZM62 231V230H59ZM116 231H120L123 232L124 234V239H122V237H120V239L124 240L125 244L129 245V254H126L125 256L120 253L121 251H117L119 253L116 252V250L113 251L112 248L115 245V243L112 242V240H110V237L112 236V234H114ZM141 231V230H140ZM150 232V230H148ZM155 231V233L157 232ZM178 231V230H176ZM183 231V229H182ZM57 232V231H56ZM41 233V232H40ZM52 233V232H51ZM47 234V233H46ZM60 234V233H59ZM64 234V233H63ZM16 235V234H15ZM40 235V234H39ZM43 235V234H42ZM45 235V234H44ZM52 235V234H51ZM119 235V234H117ZM150 235V234H149ZM163 235V234H162ZM170 235V234H169ZM28 236V235H27ZM34 236V235H33ZM54 236V234H53ZM116 236V235H115ZM158 236V235H157ZM184 236V235H183ZM14 237V236H13ZM24 237V236H23ZM35 237V236H34ZM37 237V236H36ZM40 237H42L40 235ZM39 237V238H40ZM56 237V236H55ZM113 237V236H112ZM188 237V236H187ZM186 237V238H187ZM12 238V237H11ZM47 238V237H45ZM115 238V237H114ZM38 239V238H37ZM48 239V238H47ZM46 239L45 242H48ZM82 239V240H83ZM149 240V238H147ZM162 239V238H161ZM179 239V238H178ZM41 240V239H40ZM50 240V239H49ZM83 240V241H84ZM114 240V239H113ZM118 240L119 239H115ZM135 241V239H133ZM180 240V239H179ZM185 240V239H184ZM192 240L195 241V235H192ZM197 240V239H196ZM23 241V240H22ZM35 241V239H34ZM39 241V240H38ZM37 241V243H39ZM56 241V240H55ZM64 241V240H63ZM81 241V240H80ZM1 242V240H0ZM5 242V241H4ZM8 242V241H7ZM21 242V241H20ZM19 242V243H20ZM51 242V241H50ZM79 242V241H78ZM132 242V243H131ZM145 242V241H144ZM9 243V242H8ZM22 243V242H21ZM29 243V242H28ZM67 243V242H66ZM112 243L114 245H112ZM192 243V242H191ZM2 243H0L1 246ZM7 244V243H6ZM33 244V243H32ZM31 244V245H32ZM42 244V242H41ZM44 244V243H43ZM51 244V243H50ZM53 244V243H52ZM55 244V243H54ZM53 244V245H54ZM79 244V243H78ZM193 244V243H192ZM196 244V243H194ZM17 245V244H16ZM23 245V244H22ZM28 245V244H27ZM36 245V244H35ZM45 245V244H44ZM52 245V246H53ZM58 245V244H57ZM69 245V244H68ZM67 245V246H68ZM86 245V244H85ZM86 245V246H87ZM149 245V244H148ZM147 245V247H148ZM198 245V244H197ZM196 245V246H197ZM4 246V245H3ZM7 246V245H6ZM24 246V245H23ZM26 246V244H25ZM76 246V245H75ZM83 246V245H82ZM133 246V245H132ZM150 246V245H149ZM22 247V246H20ZM30 247V246H29ZM33 247V246H32ZM30 247V248H32ZM37 247V246H36ZM35 247V248H36ZM45 247V246H44ZM47 247V246H46ZM65 247V246H64ZM118 247V246H117ZM127 247V246H126ZM157 250L156 253L153 254L155 256L161 255L162 254H167L170 252L169 250V246L167 245L166 242H159L157 245ZM4 248V247H3ZM6 248V247H5ZM25 248V247H24ZM49 248V247H48ZM54 248V247H53ZM58 248V247H57ZM120 248V247H119ZM15 249V248H14ZM41 250V248H38L37 250ZM46 249V248H45ZM51 249V248H50ZM49 249V250H50ZM64 249V248H63ZM68 249V248H67ZM70 249V248H69ZM73 249V248H72ZM16 250V249H15ZM19 250V249H18ZM25 250V249H24ZM32 250V249H31ZM59 250V249H58ZM62 250V249H61ZM71 250V249H70ZM84 250V247L83 249ZM132 250V251H131ZM30 251V250H29ZM48 251V250H47ZM46 251V252H47ZM56 251V250H55ZM85 251V250H84ZM87 251V250H86ZM152 249H150V247H148L147 249H145L144 253L146 252V255L150 258H154L152 255ZM10 252V250H9ZM16 252V251H15ZM23 252V251H22ZM33 252V251H32ZM37 252V251H36ZM53 252V251H52ZM63 252V251H62ZM72 252V251H71ZM81 252V251H79ZM27 253V252H26ZM38 253V252H37ZM48 253V252H47ZM57 253V252H56ZM2 254V252H1ZM28 254H30L28 252ZM46 254V253H45ZM51 254V253H50ZM59 254V253H58ZM66 254V253H65ZM70 254V253H69ZM68 254V255H69ZM125 254V253H124ZM21 255V254H20ZM19 255V256H20ZM31 255V254H30ZM36 255V254H35ZM47 255V254H46ZM53 255V253H52ZM52 255H50L49 257H52ZM57 255V254H56ZM18 256V255H17ZM38 256V255H37ZM36 256V257H37ZM42 256V255H41ZM64 256V255H62ZM72 256V255H71ZM84 255H82L83 257ZM87 256V255H85ZM160 256V257H161ZM9 258V255L7 256ZM21 257V256H20ZM67 257V256H66ZM81 257V259H82ZM88 257V256H87ZM86 257V258H87ZM143 257V256H142ZM145 257V256H144ZM2 258V257H1ZM6 258V257H5ZM41 258V257H40ZM39 258V259H40ZM65 258V257H64ZM69 258V257H68ZM72 258V257H71ZM4 259V258H3ZM13 259V258H10ZM20 259V258H19ZM56 259V257L54 258ZM76 259V258H75ZM134 259V258H133ZM132 259V260H133ZM146 259V257L144 258ZM15 260V259H14ZM22 260V259H21ZM84 260V259H83ZM81 260V261H83ZM140 260V259H139ZM12 261V260H11ZM19 261V260H18ZM34 261V260H33ZM37 261V260H36ZM39 261V260H38ZM37 261V262H38ZM41 261V260H40ZM46 262V260H44ZM50 261V260H49ZM71 261V260H70ZM74 261V260H73ZM143 260V263L140 262L138 264H147V261ZM151 261V260H150ZM149 261V262H150ZM7 262V261H6ZM13 262V261H12ZM20 262V261H19ZM19 262L17 264H19ZM25 262V261H24ZM27 262V261H26ZM53 262V261H50ZM59 262V261H58ZM69 262V260H68ZM130 262V261H129ZM134 261H132L131 263H133ZM16 263V262H14ZM13 263V264H14ZM33 263V262H32ZM44 263V262H43ZM57 263V262H56ZM73 263V262H72ZM77 263V262H75ZM10 264V263H9ZM21 264H24L23 261H21ZM42 264V263H41ZM48 264V263H47ZM50 264V263H49ZM53 264V263H52ZM84 264V263H83ZM150 264V263H148ZM237 264H246V261L244 260V258L239 259V262Z\"/></svg>",
	"mask_w": 264,
	"mask_h": 264
}]
</instances>
